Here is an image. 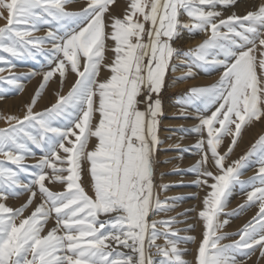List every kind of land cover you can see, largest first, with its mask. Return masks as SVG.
<instances>
[{"label": "snow or ice", "instance_id": "1", "mask_svg": "<svg viewBox=\"0 0 264 264\" xmlns=\"http://www.w3.org/2000/svg\"><path fill=\"white\" fill-rule=\"evenodd\" d=\"M71 2L0 0V19L6 21L0 52L8 54L0 61L15 67L13 60L45 56L54 67L43 73L40 90L57 73L61 86L67 72L77 77L67 94L58 92L43 111L33 110L38 90L22 117H0L8 123L0 128V264H187L178 245L195 237L179 236L176 217L151 219L174 208L154 192L153 154L160 143L159 94L168 72L179 67L186 74L178 81L193 77L194 68L222 69L214 84L192 87L181 101L204 113L196 128L201 158L190 169L205 191L195 264H245L242 258L257 248L264 257V135L245 155L228 161L242 129L264 120V3L225 17L218 6L237 0H129L122 18L106 21L113 0H85L80 11H69ZM43 27L46 34L35 35ZM183 29L205 38L180 52L174 41ZM106 51L112 53L107 60ZM181 56V64H173ZM102 66L109 75L101 80ZM19 80L0 77V84L22 91ZM226 136L231 142L221 153ZM33 147L40 150L38 158ZM251 156L258 167L242 180ZM28 158L36 163L26 164ZM84 161L88 191L81 180ZM52 183L62 190L53 191ZM236 185L246 196L239 211H257L235 233L238 239L222 243L230 234L221 231L228 221L219 217ZM25 192L23 205L7 204ZM37 196L39 203L24 216ZM50 220L54 226L43 234ZM161 238L164 243H157Z\"/></svg>", "mask_w": 264, "mask_h": 264}, {"label": "bare ground", "instance_id": "2", "mask_svg": "<svg viewBox=\"0 0 264 264\" xmlns=\"http://www.w3.org/2000/svg\"><path fill=\"white\" fill-rule=\"evenodd\" d=\"M128 2L129 0H113V3L109 5L108 12L105 14V20L107 21L109 16H117L122 18L126 11ZM261 3H264V0H239L238 4L235 6L234 13L238 15H244L248 11L255 10ZM69 6H70V11H80L85 6V0H72ZM239 10H243V13L239 14ZM217 11L222 12L219 9V6L217 8ZM223 15L225 16L224 13ZM187 19L188 18L186 16H181L182 21H187ZM204 38H205L204 33H190L187 29H183L180 32L178 41L181 42L183 46L185 45L184 47L190 49L199 45ZM111 43H112L111 41H108L109 45H111ZM111 55L112 53L110 51H106L105 53L106 60L110 58ZM257 55H259V53H257ZM182 60H183L182 56L179 59L174 58L173 64L179 65L181 64ZM193 72H194L193 77L182 81H178L177 80L178 77H181L182 75L186 74V69L184 67H179L176 71L174 72L171 71V73L175 77H172L171 78L172 80L168 82L169 84H167L170 90L169 94L171 98H169L168 102H166L168 103L167 107L165 106L167 108V111H166V116L163 118L162 123L168 126L169 128L168 130L170 131V133H173V136H168V137L162 136L160 144H163V146H161V148L159 149L158 156L156 162L154 163V166L156 169V174L158 172V174L156 175V181L159 186V193H158L159 199L162 202L167 201L169 204H174V208L167 213H160L159 215L153 216L151 218V219L159 220V219H168L170 217H176L179 223L174 224L173 227L179 230V236L182 238L195 237V240H186L184 242L179 243L178 245V247L182 250L183 259L187 261V264H195L197 247L202 238V231H203L202 221L200 220L198 213L202 207V200L205 195V191L200 187V189L198 188L199 190L196 191L197 193L194 195L193 191H194V181L196 180V174L194 172H192V174L189 172H191L190 169L201 158L195 152L197 143L201 139V134L200 133L196 134L197 132L196 128L200 123L199 117L204 113L199 111L196 106L183 105L181 101L184 99L185 95L192 87L210 86L214 84V82L216 81L217 78H219L220 75L218 74L217 71H215V73L217 74L216 76H214V79L211 78L205 81L204 78L208 76H204V75L205 74L209 75L210 73H208L203 69H198V68H194ZM108 75L109 72L107 71V69H105L102 66L100 69L98 79L101 80L105 79ZM210 75L213 76V74ZM56 76H54L49 81L50 84L53 85L54 87L57 86ZM29 78L32 79L33 75ZM76 78L77 77L74 73H72L71 71L67 72L65 81L62 85L63 93L65 91L67 92L68 90H70ZM35 79L36 78H33L30 81L29 85L25 87L26 89L24 90L23 96L18 98H33L36 95L37 89L35 88L37 85V81ZM45 97L46 95L45 96L40 95V97L38 98L37 105L35 104L34 107L35 109L33 108L35 112H40L44 110L46 107H50L53 103H55L57 99L53 91H51L50 95L48 96L50 97L49 101H47L46 100L47 98ZM18 102L19 104H22L21 100H19ZM261 129H264V120H261L260 122L257 121L252 122L251 125L248 127L246 134L244 135V139L246 138L245 141L244 139L243 140L241 139L239 144L246 146L245 143L248 144L249 142L251 143L253 138H250L249 133L252 134L257 132L258 130L260 131ZM161 131L165 132L163 130ZM94 143H95V138H92L89 141L88 150H91ZM229 145H230V137L226 136L218 150L222 153L225 151V149H227ZM165 147H169V149H167L169 151L165 150ZM34 151L37 153V158H38L40 152L36 150ZM176 151H180V152H178V154L175 156L172 155ZM26 161L32 162L31 164L36 163V159L33 158H28ZM88 167H89L88 162L84 161L82 164L83 170L81 172V180L83 182L82 186L85 188L86 191L90 190V181H91L90 173L88 172ZM162 167L165 170H168L167 175L164 174L165 170H162ZM48 186L53 191L62 190V187L56 189L55 186H60L56 183L48 184ZM20 196L23 197L22 198H19V196L14 197V199L12 200L13 205L11 206L17 208L18 203H22V202L25 203L28 197V193L25 192ZM20 200L22 202H20ZM230 200L228 201L227 205L229 204ZM37 203H39V196H37L33 204L25 210L23 215L24 216L30 215V213L35 208ZM230 221L231 222L226 224L227 227L226 230H233L235 227L234 223L232 222V219H230ZM53 226H54V221L50 220L48 224L45 226V230L43 234H46V232ZM229 233L230 235L228 239H225L229 241L228 243H230L234 238L233 233L231 232ZM157 243L163 244L164 241L161 238L157 241ZM153 252H155V249H153ZM249 259L250 258L244 261L245 264L252 263L251 262L252 259L251 260Z\"/></svg>", "mask_w": 264, "mask_h": 264}, {"label": "rangeland", "instance_id": "3", "mask_svg": "<svg viewBox=\"0 0 264 264\" xmlns=\"http://www.w3.org/2000/svg\"><path fill=\"white\" fill-rule=\"evenodd\" d=\"M238 1L239 0H237L236 5L238 4ZM236 5L230 6V7H227V8H225L223 6H219V9L225 14V16H228V15L232 14L233 12H235V6ZM67 8L70 11V6L69 5L67 6ZM240 13L242 14L243 10H239V14ZM5 23H6L5 20L0 19V27H3L5 25ZM46 31H47V28L43 27L39 32L35 33V35L44 36L46 34ZM178 40L179 39L177 38L174 41V47L177 48L180 52L187 51L188 49L186 47H184L185 45L183 46V44L181 42H179ZM50 47H51L50 45H46L45 46V51H48V49H50ZM0 56H4V57L7 58L8 54L0 52ZM13 63L16 65L15 67H11L10 65L0 61V68L4 69L3 72H0V77H8L10 75H16V76L20 77L19 83L23 85V90L21 91V90L17 89L14 85H8L6 82L0 84V88H4L5 89V91L3 93H0V117H7V116H20V117H22L24 115L25 111H26L27 105H29L31 103L30 101H32V98H18V97L23 96L24 90L26 89L25 87L29 85L30 81L33 78H36L35 80L37 81V85H36L35 89H37V91L40 90V85L43 82V80H42L43 73L49 71L51 67H54V65H49L48 59L45 56H43V55L38 56L36 60H31V59L25 60V61L13 60ZM40 63H41V65H40ZM216 71L218 72V74H220L222 69H220L219 71L218 70H216ZM208 73L213 74V76L210 75V74L209 75L205 74L204 76H208L209 77V78L208 77L204 78L205 81L209 80L211 78L214 79V76H216V74H217V73H215V71L208 72ZM32 75H33V78L30 79L29 77H31ZM172 77H175V76H173L171 71H169L167 76H166V78H165L164 87L161 89V92L159 94V99L161 101V112H160V115L157 117L159 123L157 125L156 134H157V137H158L160 143H161L162 136L163 137L164 136L165 137L173 136V133H170V131L168 130L169 129L168 126H166L165 124L162 123L163 118L166 116V111H167L166 107H167L168 103H166V102H168V99L171 98V96L169 94L170 90H169L167 84H169L168 82H170L172 80L171 79ZM218 79L219 78H217L216 81ZM49 81L47 82L46 86L42 90H40L41 93H44V94H40V95L41 96L42 95L43 96L46 95L45 98H47L46 99L47 101L50 100V97H48V96L50 95L51 91H53L54 95H56L58 92L61 95H65L69 91V90L67 92L65 91L64 93L62 92V86H61V84L59 82L58 75L56 76V85H57L56 87L51 85ZM47 87H49V88H47ZM43 90H44V92H43ZM56 98H57V95H56ZM153 98L155 99L156 97L154 96ZM19 100L22 101V104H19V102H18ZM37 103H38V100H37ZM37 103H36V105H37ZM140 107H141V109H143L144 105L141 104ZM46 108H48V107H46ZM200 108H203V106L200 105ZM257 122H260V121H257ZM250 125H246L242 129V134L238 138L237 144L233 147V151L229 154L228 158H231V159H228L229 162H231L232 159L233 160L234 159H238L240 156L245 155L249 151L251 146L256 142V140H258L260 136L264 135V129H261L260 131L256 130L257 132H255V133H252V134L249 133L250 138H253L251 143L250 142H249V144L245 143L246 146L240 145L239 143H240L241 139L242 140L244 139V135L246 134L247 129H248V127ZM6 127H8V123L6 122V120L5 119H0V128H6ZM161 130H163L165 132H162ZM197 133L199 134V132H196V134ZM249 135H248V137H249ZM251 135H253V136H251ZM245 139H244V141H245ZM230 142H231V137H230ZM160 143L158 144L157 148L154 150V154H153V168H154L153 183H154V186H155L154 187V192L157 193V194L159 193V186H158L157 181H156V175L158 174V172L156 174V169H155L154 163L156 162L159 149L161 148V146H163V144H160ZM167 149H169V147H165V150H167ZM34 150L40 152L39 149L34 148ZM167 151H169V150H167ZM225 151H227V149H225ZM178 152H180V151H176L172 155L175 156V155L178 154ZM195 152H196V154H198L200 156V150L197 148V146L195 148ZM232 157H234V158H232ZM0 159H2V157H0ZM25 163L29 164V165H32L31 164L32 162H29V161H25ZM249 164L251 166L247 167V168H245L243 170V174L241 176L242 180H247L249 177H251V176H253L255 174V169H256V167H258V165L256 163V157L255 156L249 157ZM162 170H165V169L162 167ZM167 172H168V170H165L164 174L167 175ZM189 173L192 174V171L189 172ZM193 175H194V173H193ZM22 179H25V178L22 177ZM25 181L27 182V179H25ZM55 187L57 189V188H61L62 186H55ZM198 188L200 189V187L197 186L194 183V191H193L194 195L197 193L196 191L199 190ZM158 196H159V194H158ZM22 197L23 196H19V198H22ZM13 199H14V197L8 199L7 204L9 206L13 205V203H12ZM229 200H230L229 204L226 206V208L224 209V212L220 215L219 219H220L221 222L227 220L228 223L231 222L230 219H232V222L234 223V226H235L234 229L233 230H226L227 227H226V224H225L221 231L224 232V233H228V234H230L229 232L233 233V235H234L233 240H235V239L239 238L237 235H235V233H237L243 227V225L245 223H247L253 217V215L257 211V208L256 207H250V208H247L244 211H239V207L241 205L245 204V201H246L245 193H244V191L241 190V187L239 185H236V186L233 187V189L231 190V193L229 194V197H228V201ZM20 202H22V201L20 200ZM22 203L24 204V202H22ZM22 203H18L17 208L20 207ZM233 213H238V214H233ZM228 242L229 241H227V240L222 241V243H228ZM119 250L123 251V252H128L129 251L128 249H124L122 247ZM252 256L249 259V260L252 259V261H251L252 263L251 264H264V258L260 256V251H259L258 248H257V250L255 251V253ZM242 259H244V261H245L248 258H242Z\"/></svg>", "mask_w": 264, "mask_h": 264}]
</instances>
